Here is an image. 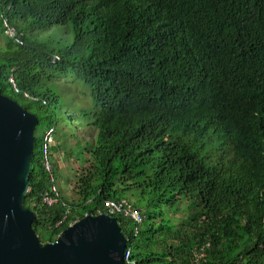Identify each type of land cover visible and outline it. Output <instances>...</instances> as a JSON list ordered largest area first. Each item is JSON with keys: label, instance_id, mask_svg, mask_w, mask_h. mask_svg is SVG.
<instances>
[{"label": "trees", "instance_id": "1", "mask_svg": "<svg viewBox=\"0 0 264 264\" xmlns=\"http://www.w3.org/2000/svg\"><path fill=\"white\" fill-rule=\"evenodd\" d=\"M2 16L21 35L0 22L4 95L47 130L60 77L85 81L98 105L72 200L43 204L56 147L52 180L36 138L25 204L43 243L127 198L145 216L138 235L119 217L137 264H196L204 247L202 264H264V0H0ZM53 27L73 46L40 39Z\"/></svg>", "mask_w": 264, "mask_h": 264}, {"label": "water", "instance_id": "2", "mask_svg": "<svg viewBox=\"0 0 264 264\" xmlns=\"http://www.w3.org/2000/svg\"><path fill=\"white\" fill-rule=\"evenodd\" d=\"M39 117L2 93L0 81V264H127L118 217L89 215L43 243L26 206Z\"/></svg>", "mask_w": 264, "mask_h": 264}, {"label": "rangeland", "instance_id": "3", "mask_svg": "<svg viewBox=\"0 0 264 264\" xmlns=\"http://www.w3.org/2000/svg\"><path fill=\"white\" fill-rule=\"evenodd\" d=\"M38 36L43 41L54 40L59 44L57 49H66L74 44L73 31L65 27H53L47 32L38 33ZM50 88L59 96L53 124L56 128L53 143L56 151L51 157V165L57 172L55 181L59 193L70 201L74 198L76 175L88 166V152L93 149L92 141L97 137V130L88 125L93 122V113L98 105L92 88L71 74L58 78ZM30 105L36 107L34 101ZM47 127L45 122L37 125L35 137L39 142H45ZM185 214V211H180L178 216ZM169 215L174 216L172 213Z\"/></svg>", "mask_w": 264, "mask_h": 264}, {"label": "built area", "instance_id": "4", "mask_svg": "<svg viewBox=\"0 0 264 264\" xmlns=\"http://www.w3.org/2000/svg\"><path fill=\"white\" fill-rule=\"evenodd\" d=\"M1 26L3 29L4 37L7 38L8 40L14 42L15 44L20 45L21 44V35H19L18 30L11 25L8 16H2L0 18ZM9 83L12 86V89L17 93L20 94L21 91L17 87L16 82L13 77L9 78ZM24 97L28 100H36L35 96H32L28 93H23ZM56 129L55 127H51L45 132V143L43 146V154L45 156V167L46 170L50 173V177L52 180H54V177L52 175V170H51V165L48 160V152H49V147L54 143V135H55ZM51 192L54 195H49L48 193L43 196V204L47 206H53L59 202V191L57 186H53L51 189ZM104 207L107 208V212L99 211L98 215H119L122 214L124 215V218H127L129 220H133L137 225L134 227V230L136 231L137 235L140 233V225L144 223L145 216L143 213H141L138 209H135L132 205H130L127 200H108L104 203ZM89 216V215H87ZM79 221V220H78ZM77 222V221H76ZM61 223V222H60ZM58 223L57 225H60ZM75 223V222H74ZM72 223L71 225H73ZM207 247H204L200 252L196 254V264H202V260L206 257L207 252H206ZM126 262L127 264H137L136 261L132 260V249L129 245L127 252H126Z\"/></svg>", "mask_w": 264, "mask_h": 264}, {"label": "crops", "instance_id": "5", "mask_svg": "<svg viewBox=\"0 0 264 264\" xmlns=\"http://www.w3.org/2000/svg\"><path fill=\"white\" fill-rule=\"evenodd\" d=\"M28 93V92H27ZM28 94H30V95H32L31 93H28ZM32 96H34V95H32ZM36 97V96H35ZM28 100V99H27ZM36 100L38 101V98H36ZM30 101H32V100H30ZM35 101V100H34ZM61 194V193H60ZM64 197V196H63ZM114 200H116V199H114ZM121 200H127V202L130 204V205H132L135 209H138L141 213H143L144 214V212L140 209V208H138L136 205H135V199H127V198H122ZM111 216L112 217H121V216H124V215H122V214H119V215H112L111 214Z\"/></svg>", "mask_w": 264, "mask_h": 264}]
</instances>
